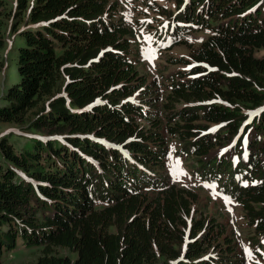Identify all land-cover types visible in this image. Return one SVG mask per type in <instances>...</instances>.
<instances>
[{
  "label": "trees",
  "instance_id": "trees-1",
  "mask_svg": "<svg viewBox=\"0 0 264 264\" xmlns=\"http://www.w3.org/2000/svg\"><path fill=\"white\" fill-rule=\"evenodd\" d=\"M119 6L0 0V71L12 77L0 123L33 136L31 149L0 136V253L20 243L37 250L33 264H245L227 226L193 214L198 195L171 183L166 166L173 152L240 206L258 250L264 0H190L177 19L211 35L190 60H170L189 66L164 97L137 70ZM6 26L18 38L9 60Z\"/></svg>",
  "mask_w": 264,
  "mask_h": 264
},
{
  "label": "rangeland",
  "instance_id": "rangeland-1",
  "mask_svg": "<svg viewBox=\"0 0 264 264\" xmlns=\"http://www.w3.org/2000/svg\"><path fill=\"white\" fill-rule=\"evenodd\" d=\"M6 1L9 7H14L15 0ZM118 1L120 3V14L126 17L127 23L130 24L134 32L131 51L136 53L134 56L138 58L136 60V62H139L137 63V70L147 78V81L154 79L158 84L153 90L154 93L156 92L164 97L170 77L181 70H186L189 65V62H180L175 65L170 60L179 58L190 60V53L211 35V31L206 29L188 30V24L177 19L182 13L181 8L183 5L177 8L173 0ZM156 7L166 9L170 16L155 11L154 8ZM8 28L9 26L5 27L6 39L3 50L7 60H9L8 53L14 47V40L18 39L12 33H8ZM162 39H167L169 42L179 39L181 40L179 43L182 44L172 45L169 49L163 48L161 52H156L155 45ZM142 45L149 47L148 55L142 56ZM11 82L12 77L10 74L7 71H0V107L4 105L2 96L11 85ZM9 134L11 136L10 140L14 143L16 149L20 146L31 149L32 135L23 133L19 127L12 124L0 123V136L8 137ZM167 138L172 150L174 145H177V141L174 138ZM193 169L191 162H185V165H183V161L174 156L173 152L168 155L166 170L171 183L177 187L193 191L198 195L197 202L193 204L192 213L194 214L196 209L201 210L203 216H211L221 222L223 226L226 225L228 237L232 238L235 250L241 252L245 264H264V243L258 238L260 243L258 253L255 252L256 248L254 246L249 245L248 238L252 236V229L246 225L241 207L233 201H229L225 196L220 195L214 187L201 182L198 176L192 172ZM189 226L190 222L188 221ZM188 230L186 231L188 232ZM36 256V249H28L18 243V246L12 251L0 253V264H33ZM74 257L75 255L72 258Z\"/></svg>",
  "mask_w": 264,
  "mask_h": 264
}]
</instances>
